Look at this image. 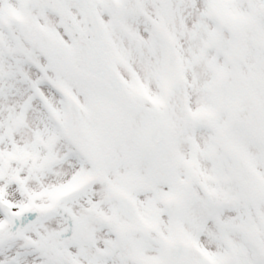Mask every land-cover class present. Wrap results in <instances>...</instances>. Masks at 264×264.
<instances>
[{
    "label": "snow or ice",
    "instance_id": "6c2138e0",
    "mask_svg": "<svg viewBox=\"0 0 264 264\" xmlns=\"http://www.w3.org/2000/svg\"><path fill=\"white\" fill-rule=\"evenodd\" d=\"M0 264H264V0H0Z\"/></svg>",
    "mask_w": 264,
    "mask_h": 264
}]
</instances>
